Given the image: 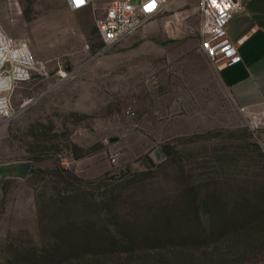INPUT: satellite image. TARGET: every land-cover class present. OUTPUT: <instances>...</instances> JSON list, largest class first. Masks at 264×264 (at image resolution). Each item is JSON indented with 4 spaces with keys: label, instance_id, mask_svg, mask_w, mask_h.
<instances>
[{
    "label": "rangeland",
    "instance_id": "374dc122",
    "mask_svg": "<svg viewBox=\"0 0 264 264\" xmlns=\"http://www.w3.org/2000/svg\"><path fill=\"white\" fill-rule=\"evenodd\" d=\"M197 1L171 0L99 52L91 9L0 0V31L42 65L0 122V264H153L222 248L236 221L262 240L231 264H264V128L200 48Z\"/></svg>",
    "mask_w": 264,
    "mask_h": 264
},
{
    "label": "built area",
    "instance_id": "2783aa9c",
    "mask_svg": "<svg viewBox=\"0 0 264 264\" xmlns=\"http://www.w3.org/2000/svg\"><path fill=\"white\" fill-rule=\"evenodd\" d=\"M171 0H66L73 10L91 9L103 41L98 50H107L156 17ZM243 6V0H198L199 46L210 58L223 64L241 60L237 43L230 37L227 24ZM222 60V62H218ZM42 65L23 37L0 31V122L16 116L19 108L14 94L20 83L30 80ZM23 105V104H22ZM254 133L264 128V107L239 105ZM116 161V155H112Z\"/></svg>",
    "mask_w": 264,
    "mask_h": 264
},
{
    "label": "crops",
    "instance_id": "0c3cea01",
    "mask_svg": "<svg viewBox=\"0 0 264 264\" xmlns=\"http://www.w3.org/2000/svg\"><path fill=\"white\" fill-rule=\"evenodd\" d=\"M241 60L223 64L219 76L238 105L264 107V0H243L227 24Z\"/></svg>",
    "mask_w": 264,
    "mask_h": 264
},
{
    "label": "trees",
    "instance_id": "16d2710c",
    "mask_svg": "<svg viewBox=\"0 0 264 264\" xmlns=\"http://www.w3.org/2000/svg\"><path fill=\"white\" fill-rule=\"evenodd\" d=\"M256 149L258 150L257 155L261 156L263 153L260 151L259 144L256 143ZM255 149V150H256ZM168 152H170L169 146H168ZM168 152L165 150L166 155H168ZM225 218L226 221L230 222L229 220V212L230 209H225ZM234 214L238 215L236 218L240 219L243 217H246V213H243L240 208L236 207L233 209ZM232 213V212H231ZM258 224L262 223V219L257 220ZM226 222L225 228L228 227ZM232 229V233L234 230V234L230 237H227V241L224 242L225 244L222 246V248H218V246L214 245L212 248H210V251H189V250H162L159 252H156L155 259L151 260L153 261V264H231L233 262V256H237L240 260L241 258L246 257L247 253L249 252V246H253V243L259 242L262 236L260 235H249L247 231L250 229L248 224H241L236 221L235 225L232 223V226L229 225ZM215 231L214 226L207 232L205 235H210L212 232ZM214 233H212L210 236H212ZM203 235V234H201ZM208 236V237H210ZM196 238L199 237V235L195 236ZM201 237V236H200ZM97 244L105 245L106 243H102L99 240L96 241ZM111 242V241H110ZM239 247H241V251L239 252ZM47 256V257H46ZM42 258L46 257L45 259H50L51 257L43 254L41 256ZM70 264H77V258L76 260L69 261ZM151 264V263H150Z\"/></svg>",
    "mask_w": 264,
    "mask_h": 264
},
{
    "label": "water",
    "instance_id": "95a60500",
    "mask_svg": "<svg viewBox=\"0 0 264 264\" xmlns=\"http://www.w3.org/2000/svg\"><path fill=\"white\" fill-rule=\"evenodd\" d=\"M17 168L14 167L13 169V172L17 173V174H24L27 170H28V167H29V162L27 163H18L15 165Z\"/></svg>",
    "mask_w": 264,
    "mask_h": 264
}]
</instances>
